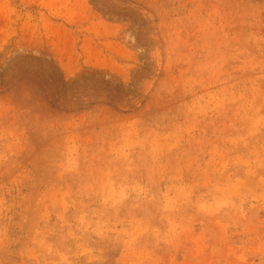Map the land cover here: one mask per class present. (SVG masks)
I'll return each instance as SVG.
<instances>
[{
  "label": "rangeland",
  "instance_id": "obj_1",
  "mask_svg": "<svg viewBox=\"0 0 264 264\" xmlns=\"http://www.w3.org/2000/svg\"><path fill=\"white\" fill-rule=\"evenodd\" d=\"M0 264H264V0H0Z\"/></svg>",
  "mask_w": 264,
  "mask_h": 264
}]
</instances>
